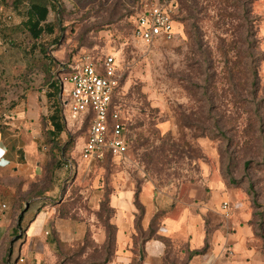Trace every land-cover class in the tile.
Listing matches in <instances>:
<instances>
[{"label": "rangeland", "instance_id": "374dc122", "mask_svg": "<svg viewBox=\"0 0 264 264\" xmlns=\"http://www.w3.org/2000/svg\"><path fill=\"white\" fill-rule=\"evenodd\" d=\"M12 1L0 0V128L18 131L15 117L33 96L40 130L21 141L25 173L0 171L9 199L0 203V264H138L146 238L173 246L176 264L215 249L225 258L226 247L235 264H264V0H169L174 36L152 44L131 31L136 13L161 0H51L54 33L37 38ZM108 54L128 150L84 160L87 114L71 112L69 82L60 94L47 82L63 63ZM51 115L59 136L49 135ZM148 183L188 211L198 248L189 250L187 234H163L169 203L149 230L117 241L110 195Z\"/></svg>", "mask_w": 264, "mask_h": 264}, {"label": "built area", "instance_id": "2783aa9c", "mask_svg": "<svg viewBox=\"0 0 264 264\" xmlns=\"http://www.w3.org/2000/svg\"><path fill=\"white\" fill-rule=\"evenodd\" d=\"M169 0L145 4L136 14L131 34L133 38L152 44L157 39L170 40L174 36V9ZM10 19V15L7 16ZM59 79L72 85L70 110L75 115L86 113L90 121L87 138L81 151L84 160L100 159L106 155L123 156L128 150L124 124L115 101L120 74L115 57L105 55L102 60L82 59L62 67ZM224 209L227 208L224 202ZM221 264H235L233 252L226 249Z\"/></svg>", "mask_w": 264, "mask_h": 264}, {"label": "crops", "instance_id": "0c3cea01", "mask_svg": "<svg viewBox=\"0 0 264 264\" xmlns=\"http://www.w3.org/2000/svg\"><path fill=\"white\" fill-rule=\"evenodd\" d=\"M61 92L62 85L58 94ZM30 97L32 100H30ZM30 97L27 99V104L30 103L31 107L28 108L29 110L25 113V117H21L23 115L15 117L18 124L16 128H19L18 131L4 136L0 128V171L12 169V171L18 173L19 176L25 173L26 167L22 163L23 161L21 162L22 150H25V147L21 141L28 142L29 137L37 138L38 131L40 130L38 127L40 126V120L33 111V96ZM13 118L14 117H12V119ZM27 121L30 127L32 126L29 132L27 129H24L27 125ZM36 144V141H32L27 147L30 151H34ZM3 180L2 178L1 182H3ZM172 198V195L167 192L155 191L152 184L148 183L144 185L137 195L138 202L144 209L141 225L146 229L152 215L156 211L163 212L165 209L164 206H167L169 203L168 208L165 209L167 214L161 220L164 230L163 234H167V236H182L183 234H187L189 239V250L196 249L202 243L200 231L196 229L194 220L189 218L187 210L179 213V211L175 209V202L172 201ZM3 199L8 203V196L4 197L0 193V203L4 201ZM134 200L135 192L131 188L116 189L109 198V205L114 210L113 222L116 225V239L120 243L123 242L125 233L134 231V220L138 213ZM171 249H173V246L167 251L166 243L161 240L149 239L143 246V259L141 264H176L175 257H171L173 260H167L168 252H172ZM225 249L230 248L226 247ZM173 250L174 252H172V254L176 255L175 252L177 250L175 248ZM220 253V251L215 249L210 254L191 256L186 258L184 264H221L226 260V256L223 258V255ZM224 253L226 255V250H224ZM231 258L233 260V256Z\"/></svg>", "mask_w": 264, "mask_h": 264}, {"label": "trees", "instance_id": "16d2710c", "mask_svg": "<svg viewBox=\"0 0 264 264\" xmlns=\"http://www.w3.org/2000/svg\"><path fill=\"white\" fill-rule=\"evenodd\" d=\"M173 4H172V6L175 7L177 5V2L174 1ZM51 6H52L51 5V0H13L12 1V7L14 9L18 10L20 7L25 8L24 12H23V15H22V20H21L20 23H21V25H23L28 30V32L34 38L40 37L43 33H45V34L54 33L53 25L51 23H49V22H46V18H47V15H48V12H49V9L51 8ZM173 15H174V13H173ZM56 38H57V41H58L60 36L56 35V37H54L53 40L55 41ZM57 41H55V42H57ZM39 49L43 51V56H45V54L47 55L45 47H41L40 46ZM50 62H51V60L48 59L47 63H45L44 66H45L46 70H48V65H49ZM68 65H69L68 63H63L61 65V67L67 68ZM60 74L61 73H57L55 77L50 75V77L48 79L47 86L51 87L53 93L56 92L58 94L59 91H60V88H61V85H62V83H61V81L59 79V75ZM118 89H119V87H118ZM118 89H117V91H118ZM116 97H117V94H116ZM116 97H115V99H116ZM50 118H51V123H52V131L49 132V135H52V137L53 136H59V134L63 130V125L61 124V121L59 120V118L56 115H51ZM125 137H126V141H127V144H128L127 136L125 135ZM137 195H138V192L135 191L134 203H135V205L137 207L138 213L135 216L134 231H132V232L149 230V226L152 225V222H154L156 217H158L157 215L160 216L163 213V212H160V211H156L152 215V217L150 218V221L148 223L147 228L146 229H142L141 228V226H142L141 225V220H142V216H143V213H144V209L139 204L138 199H137ZM108 201H109V199H108ZM109 207H110V205H109ZM106 225L108 227H110V225H108L107 223H106ZM113 226H114L115 235H116V225L113 224ZM146 239L148 240V238H146ZM138 264H141V262H139Z\"/></svg>", "mask_w": 264, "mask_h": 264}, {"label": "water", "instance_id": "95a60500", "mask_svg": "<svg viewBox=\"0 0 264 264\" xmlns=\"http://www.w3.org/2000/svg\"><path fill=\"white\" fill-rule=\"evenodd\" d=\"M139 256H140V259L142 260L143 259V246L142 245H140L139 246Z\"/></svg>", "mask_w": 264, "mask_h": 264}]
</instances>
